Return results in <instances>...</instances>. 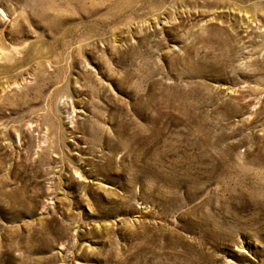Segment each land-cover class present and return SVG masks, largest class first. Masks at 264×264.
I'll use <instances>...</instances> for the list:
<instances>
[{"label": "rangeland", "instance_id": "obj_1", "mask_svg": "<svg viewBox=\"0 0 264 264\" xmlns=\"http://www.w3.org/2000/svg\"><path fill=\"white\" fill-rule=\"evenodd\" d=\"M263 158L264 0H0V264H264Z\"/></svg>", "mask_w": 264, "mask_h": 264}, {"label": "bare ground", "instance_id": "obj_2", "mask_svg": "<svg viewBox=\"0 0 264 264\" xmlns=\"http://www.w3.org/2000/svg\"><path fill=\"white\" fill-rule=\"evenodd\" d=\"M205 47H206V45H205ZM194 52H200L199 54L198 53H195L196 55H198V57L200 56V54L202 53L200 50H194ZM204 54H205V56H207L208 55V53H207V51L205 50V48H204V52H203ZM259 163H261V162H264V158L263 159H259V161H258Z\"/></svg>", "mask_w": 264, "mask_h": 264}]
</instances>
